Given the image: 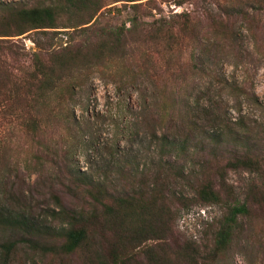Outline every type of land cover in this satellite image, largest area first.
I'll return each instance as SVG.
<instances>
[{
    "label": "rangeland",
    "instance_id": "obj_1",
    "mask_svg": "<svg viewBox=\"0 0 264 264\" xmlns=\"http://www.w3.org/2000/svg\"><path fill=\"white\" fill-rule=\"evenodd\" d=\"M4 1L32 6L49 0ZM141 1L146 3L147 0ZM177 1L154 0L142 6L139 13H147L141 15L142 23L158 17L170 18L175 12H191L199 29L202 70L192 71L182 94L185 93L184 98L190 99L194 106L206 108L202 109V115L208 110L221 116L216 129L207 130L193 155L164 154L153 141L146 123L153 114L159 117L165 114L159 99L162 93L155 90L153 81L141 79L138 85L118 90L108 80L110 77H104L95 68L78 74L84 87L77 90L73 110L81 125H77L78 134L73 132L72 141L64 139L63 130L53 119L40 136L47 144L41 147L37 139L24 132L13 115L0 117V205L20 201L22 209L19 211L27 212L31 220L45 227L35 233L0 225V243L18 241L8 254L0 253V264H264V202L252 204L251 213L240 218L243 228L226 250L217 256L213 248L216 231L229 205H251V194L262 183L258 172L231 165L234 156L248 151L264 157V16L256 18L259 22L255 31H250L240 18H231L226 29L229 37L223 36L220 40L213 35L211 17L205 12L207 7L216 8L217 0L199 3L186 0L182 5ZM106 2L109 3L106 7L116 8L111 12L103 8L94 27L120 26L134 15L131 2ZM31 35L46 38L43 34ZM58 36L67 41L65 35ZM85 37L82 32L76 33L78 42ZM17 38H20V46H25L22 51L34 50L31 39L11 37L14 41ZM149 42L139 45L135 58H142L150 50L153 60L163 64L165 55L158 52L154 41ZM127 64L119 65L122 72L126 71ZM162 84L160 82L159 87ZM57 112L58 109L54 111ZM174 125L172 133L180 134V123ZM166 130L165 126H157L158 135ZM65 154L68 156L66 165L62 163ZM37 155L43 156V164ZM159 159L164 162L162 173L167 176L166 209L162 217L148 216L134 226L121 222L105 224V218L92 219L85 222L87 238L72 253L45 248H59L66 241L65 231L82 226L80 218L75 216L94 212L92 207L81 208L92 201L89 194L66 191L57 180L55 174H64L65 166L105 173L113 188L133 195L152 192L153 185L143 186L145 183L137 169L155 171ZM119 163L126 164L129 171L124 176L116 172ZM204 168L218 172L213 180L221 196L220 202L193 201L194 189ZM48 176L55 179L52 190L50 183L43 185ZM56 197L64 207L58 204ZM202 207H208L213 216L209 222H204L197 214ZM102 209L98 210L100 216Z\"/></svg>",
    "mask_w": 264,
    "mask_h": 264
},
{
    "label": "trees",
    "instance_id": "obj_2",
    "mask_svg": "<svg viewBox=\"0 0 264 264\" xmlns=\"http://www.w3.org/2000/svg\"><path fill=\"white\" fill-rule=\"evenodd\" d=\"M126 1L131 2L134 11V15L127 21L120 26L94 27L102 9L109 4L106 0H49L32 6L0 0V117L13 115L24 132L37 139L41 147L47 144L40 136L46 132V125L55 119L64 132V139L72 141L75 139L77 125H81L73 110L77 104V90L84 87V83L78 79L80 72L95 68L104 77H110L108 80L118 90L138 85L141 79H151L155 90L159 89L162 93L159 99L165 109L164 115L159 117L153 114L147 119L148 122L145 116L153 141L162 148L164 154L175 152L176 156L185 153L193 155V151L202 142V136L221 121L219 114L209 113L208 110L206 115H202L206 108L202 110L199 105L194 106L190 99L184 98L185 93L182 94L192 71L202 70L199 65V29L191 12L187 11L175 12L170 18L158 17L152 22L142 23L144 19L141 15L146 16L147 13H139L141 7L152 4L154 0H147L146 3L139 0ZM191 1L199 3L207 0ZM184 2L186 0H178L177 4L182 5ZM115 8L110 6L105 10L111 12ZM155 8L152 6V9ZM205 12L211 17L213 35L221 40L223 36L229 37L226 29L231 18H240L248 24L250 31H255L259 22L256 18L264 16V0H217L216 8L207 7ZM77 32H82L86 37L76 41ZM31 34H43L46 38L31 37ZM60 34L65 35L67 41H63V37L58 36ZM12 36L31 39L35 44L34 50L22 51L25 46L18 43L20 38L14 41ZM149 41H154L158 52L165 55L163 64L153 60L150 50L142 58H135L139 45L149 44ZM125 63H128L126 71L122 72L119 65ZM160 82H163L162 87H159ZM56 109L58 112L54 113ZM175 123H180V134L178 131L172 133ZM159 125L167 128L160 135L157 132ZM37 158L40 164L44 163L43 156L37 155ZM63 158L62 163L68 164V156L65 154ZM234 159L231 166L258 172L262 183L251 194V205H229L216 231L213 248L217 256L228 248L243 228L240 218L251 213L250 206L264 202V157L248 151L234 156ZM159 162L155 171L151 168L141 171L137 169L141 181L145 183L143 186L153 185L150 188L152 192L141 191L133 195L113 188L107 174L97 173L93 169L82 171L77 167L65 166L64 174L52 172L66 191L76 195L89 194L92 201L81 208L86 210L92 207L94 212L91 215L83 213L75 216L80 218L82 226L65 231L66 241L59 248L42 247L49 251L72 253L87 238L88 227L85 222L92 219L105 218V224L121 222L134 226L148 216L162 217L166 209L167 176L162 173L164 162L162 159ZM125 166L117 164L116 172L120 176L129 172ZM216 176L218 172L215 169H203L202 177L194 189L196 195L193 201L203 204L221 201L213 180ZM54 181V178L48 176L43 185L50 183L52 190ZM56 199L64 207L60 198ZM9 203L8 206L3 203L0 205V225L35 233L43 231L45 227L31 220L30 214L19 211L22 209L20 201ZM100 208L104 210L101 216L98 214ZM17 243H0V253L8 254Z\"/></svg>",
    "mask_w": 264,
    "mask_h": 264
},
{
    "label": "built area",
    "instance_id": "obj_3",
    "mask_svg": "<svg viewBox=\"0 0 264 264\" xmlns=\"http://www.w3.org/2000/svg\"><path fill=\"white\" fill-rule=\"evenodd\" d=\"M197 214L203 217L204 222H209L213 218V216L209 213L208 207L198 209Z\"/></svg>",
    "mask_w": 264,
    "mask_h": 264
}]
</instances>
